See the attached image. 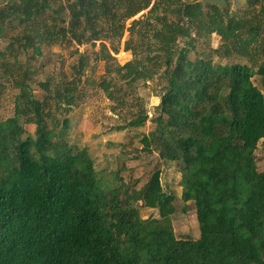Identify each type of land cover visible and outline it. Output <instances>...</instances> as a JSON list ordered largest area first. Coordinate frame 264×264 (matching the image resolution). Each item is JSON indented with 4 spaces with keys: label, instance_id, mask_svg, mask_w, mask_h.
Returning a JSON list of instances; mask_svg holds the SVG:
<instances>
[{
    "label": "trees",
    "instance_id": "16d2710c",
    "mask_svg": "<svg viewBox=\"0 0 264 264\" xmlns=\"http://www.w3.org/2000/svg\"><path fill=\"white\" fill-rule=\"evenodd\" d=\"M151 5L149 17L127 27ZM207 5L208 11L199 0L0 4V37L9 21L24 29L20 47L7 46L13 55L29 48L41 55L46 46L94 40H109L118 52L125 31L144 25V54L116 65L106 51L108 74L116 77L100 85L126 103L122 83L164 79L156 127L143 141L180 165L182 197L195 202L201 231L197 239L176 236L169 219L174 196L164 190L160 170L141 192L121 184L101 187L89 150L68 139L67 113L81 98L77 86L53 89L63 112L58 118L24 78L17 80L14 115L0 120V264H264V169L257 154L261 142L264 148V0H248L246 16L239 17L227 5ZM193 32L200 38L216 32L225 43L201 53ZM180 37H187L182 48ZM233 53L246 62L214 59ZM79 64L86 66L84 58ZM147 119L138 113L129 125ZM139 199L158 208L160 218H143Z\"/></svg>",
    "mask_w": 264,
    "mask_h": 264
},
{
    "label": "rangeland",
    "instance_id": "374dc122",
    "mask_svg": "<svg viewBox=\"0 0 264 264\" xmlns=\"http://www.w3.org/2000/svg\"><path fill=\"white\" fill-rule=\"evenodd\" d=\"M7 1L9 0H0V4L4 5ZM67 1L58 0L62 4ZM204 4V10L208 11L209 6L207 3ZM226 5L232 15L246 16L248 0H227ZM151 8L152 5L128 20L127 27L131 26L133 20L144 21L151 15ZM63 16L68 19L66 11ZM170 19L178 20V17L172 16ZM17 24V22L9 21L4 35L0 37V120L12 117L15 113L16 98L20 93L17 80L22 81L27 78L35 96L49 101L58 118H62L63 112L58 106L59 103H56L54 95L57 92L53 89L75 84L81 98L67 113L70 119L68 139L70 143L89 150L94 159L99 185L105 189H112L121 184L123 188L141 192L154 173L160 170L164 190L174 196L172 204L175 212L169 219L176 236L199 238L201 231L196 204L194 201L186 202L182 197L180 165L163 158L155 143H152L150 148H146L143 141L144 136H151V132L156 127L154 118L159 114L158 106L166 82L157 75L152 79L136 81L129 86L115 78L126 90L125 98L128 100L126 103L111 98L100 85L105 77H116L115 72L112 75L108 74L109 62L104 55L106 51L114 56L111 62L116 65H124L136 55L144 54L142 42L149 41L148 36L143 37L140 33L144 25L139 23L138 31H125L119 42L118 52L112 49L109 40H94L82 44L72 42L46 46L41 55H34L32 48L26 51L19 49L16 55H13L7 48L9 43L13 42L16 47H20L18 41H24L21 39L24 29ZM193 36L195 37L193 43L197 50L204 54H210L212 50L221 48L225 43L221 35L216 32L202 38L193 32ZM127 43L129 48H126ZM186 45L187 37H180L177 47L182 48ZM194 52L195 50L191 53L192 57ZM81 57L86 62L84 68L79 64ZM214 59L222 63L246 62L245 58H240L234 53L222 57L214 54ZM261 79L260 75H256L255 83L260 85ZM43 84H47L53 92L50 93ZM138 113L148 115L145 124L138 127L130 126V120ZM27 128L29 133H33L35 125L27 126ZM257 154H259L258 166L263 170L262 142ZM136 206L140 207L143 218H160L159 209L143 205L141 199L136 201Z\"/></svg>",
    "mask_w": 264,
    "mask_h": 264
},
{
    "label": "water",
    "instance_id": "95a60500",
    "mask_svg": "<svg viewBox=\"0 0 264 264\" xmlns=\"http://www.w3.org/2000/svg\"><path fill=\"white\" fill-rule=\"evenodd\" d=\"M199 1L203 3L217 4L221 8H223L225 4L227 3V0H199Z\"/></svg>",
    "mask_w": 264,
    "mask_h": 264
}]
</instances>
